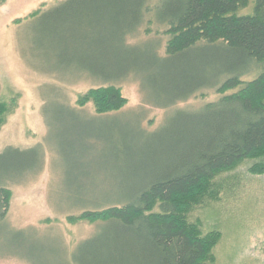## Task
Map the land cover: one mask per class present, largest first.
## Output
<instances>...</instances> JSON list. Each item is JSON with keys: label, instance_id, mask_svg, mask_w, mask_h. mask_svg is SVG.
Returning a JSON list of instances; mask_svg holds the SVG:
<instances>
[{"label": "trees", "instance_id": "1", "mask_svg": "<svg viewBox=\"0 0 264 264\" xmlns=\"http://www.w3.org/2000/svg\"><path fill=\"white\" fill-rule=\"evenodd\" d=\"M249 3L64 0L30 16L35 33L63 68L58 70L71 68L106 85L78 102H91L98 115L124 106L115 84L131 75H145L140 84L162 109L205 90L220 95L198 110L175 111L149 133L148 145L132 151L137 165L131 175L73 204L85 209L77 220L96 225L94 234L75 247L73 264H203L210 259L218 234L202 237L194 225L177 218L183 212L180 200L188 208L198 204L202 197L195 193L206 191L220 172L264 157V0H254L251 14L240 15ZM150 23L164 29L163 53L159 45L140 52L129 44ZM253 72L254 79L242 82ZM7 111L0 103V127ZM39 150L0 152V237L20 234L4 225L11 198L7 183L40 163ZM249 172L264 175V164Z\"/></svg>", "mask_w": 264, "mask_h": 264}, {"label": "rangeland", "instance_id": "2", "mask_svg": "<svg viewBox=\"0 0 264 264\" xmlns=\"http://www.w3.org/2000/svg\"><path fill=\"white\" fill-rule=\"evenodd\" d=\"M61 1L0 0V103L8 108L0 127V152L35 147L41 152L35 168L7 183L11 198L4 225L20 234L0 237V264H73L77 244L96 231L95 224L76 219L85 209L73 204L131 175L137 165L132 151L148 145L149 133L175 111H195L220 98L205 90L162 109L153 105L155 98L148 99L141 74L115 84L125 100L120 110L98 115L91 102L80 106L88 91L106 85L71 68L58 70L63 68L35 33L30 17ZM253 4L250 0L239 14H251ZM163 30L143 24L129 44L140 52L159 45L163 53ZM256 76L253 72L242 82ZM256 164H264V157L220 172L206 191L194 192L202 198L192 207L180 200L181 223L194 225L202 237L218 234L203 264H264V175L249 172Z\"/></svg>", "mask_w": 264, "mask_h": 264}]
</instances>
